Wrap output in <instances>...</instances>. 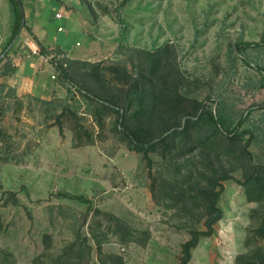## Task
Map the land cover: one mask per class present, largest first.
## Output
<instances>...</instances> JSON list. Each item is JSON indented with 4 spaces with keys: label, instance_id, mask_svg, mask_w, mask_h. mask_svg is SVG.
<instances>
[{
    "label": "rangeland",
    "instance_id": "374dc122",
    "mask_svg": "<svg viewBox=\"0 0 264 264\" xmlns=\"http://www.w3.org/2000/svg\"><path fill=\"white\" fill-rule=\"evenodd\" d=\"M25 4L31 23L45 4L63 15L47 24L63 69L23 75L19 48L0 64V264H180L218 192L189 264H264V0ZM12 25L0 0V55ZM187 123L151 165L131 148Z\"/></svg>",
    "mask_w": 264,
    "mask_h": 264
},
{
    "label": "trees",
    "instance_id": "16d2710c",
    "mask_svg": "<svg viewBox=\"0 0 264 264\" xmlns=\"http://www.w3.org/2000/svg\"><path fill=\"white\" fill-rule=\"evenodd\" d=\"M21 3L24 6V9L26 8V4H25V0H21ZM10 8H11V12L13 15V32H12V36L9 40V42L7 43V45L5 46V48L3 49L1 55H0V64L2 63V61L5 59V57L16 47V45L18 44L20 37L23 33V31L26 29L28 30V32L35 38L36 36L34 35L33 31L31 30L30 27H28L27 24V20L26 23L24 24V27L22 28V11L20 9L19 3L17 0H10ZM253 43H246L245 46L249 47V46H253ZM42 53H45V49L42 48L41 49ZM160 52L163 53V50H160ZM90 64V63H89ZM90 66L92 67H96L95 64H90ZM58 69H63V67L61 66H57ZM119 70V69H117ZM80 90H83V88L79 87ZM86 93V92H85ZM146 96V95H145ZM123 112V110H121ZM205 112H203V114H201L198 117V122H202L205 121L207 122L208 125L210 126H217L220 122L219 119L217 118V116L211 111V110H204ZM121 112V113H122ZM125 113L121 114L122 120H121V124L124 123V118H125ZM170 130L167 129V132ZM192 133V129H191V125H189L188 123L181 128L180 130H175L172 132H168V135L163 134L162 137L159 140H154L153 138L150 141H146L143 140L142 138L138 137L137 134H133L132 133V138H131V148L134 151H137L139 153H143L145 156V159L149 162V165H151V158L149 157V154L151 152L157 151V149H159V147H162L164 149V151H166L165 149H169V143L171 140H176L178 137H180L181 139L186 138L187 136L190 137ZM228 133H232L233 134V139H237L240 138V136L242 137L244 134L249 133V132H244L241 135H235L236 132H229ZM251 141V138L248 140L247 145H249ZM74 199L82 201V202H86V203H90V201L85 198L84 196H73ZM219 198V192L215 194L214 197H212L211 199H209V207H208V220L206 222V231H198L195 230L192 232L191 238L186 241L183 245H182V257L180 259V264H189L191 259H192V251L199 245L200 239L201 237L205 236V237H209L212 236L215 232L214 229V225L220 221L223 217L222 211L221 209L218 207L217 205V201ZM91 208V205L89 204V209ZM262 233L264 234V223L263 226L261 228ZM37 261V260H36ZM42 264H61L59 263V261H51V262H42Z\"/></svg>",
    "mask_w": 264,
    "mask_h": 264
},
{
    "label": "crops",
    "instance_id": "0c3cea01",
    "mask_svg": "<svg viewBox=\"0 0 264 264\" xmlns=\"http://www.w3.org/2000/svg\"><path fill=\"white\" fill-rule=\"evenodd\" d=\"M28 11H27V13H28ZM56 13H58V11H56L54 13V10L49 8L48 5L45 4L43 6V8H39L38 10L36 8L35 11L30 13L32 16V19H33L32 23L30 22V17L28 16L29 14H27L26 20H27L28 27L31 28V30L33 31V33L37 39H35L33 37H28V30L26 31V29H25L23 31L24 39L22 41L20 40L21 42H19L16 45V47L14 48V51L12 52L13 53L12 55H16V52H17L16 49L19 48V51L27 54V56L23 57L24 58L23 61H25L24 68L18 69V72L19 71L23 72V75H26V73H28V71H32V73L34 75L35 74L37 75V73L39 72V70H38L39 68H40L41 73H47V71H49L51 69V67H53L51 65V62H47V61H44L42 59L41 56H43V54H46L47 50L45 53H42L40 50V47H41V49L42 48L52 49L54 47V45L58 46L54 42L49 41L50 34L47 31V24L49 22H51L52 20H56L55 19ZM59 26H62V25H59ZM58 27H57V31H58ZM26 45L28 46V48L25 47ZM30 49H31V52L29 51ZM62 49L64 50V48H62ZM33 55H37V58L35 59V57H33ZM18 56H20V55H18ZM20 61H21V63H24V62H22V59L19 61H18V59H16L15 60L16 65H21ZM38 75H39V77H41V74L38 73ZM42 76H43V74H42Z\"/></svg>",
    "mask_w": 264,
    "mask_h": 264
},
{
    "label": "built area",
    "instance_id": "2783aa9c",
    "mask_svg": "<svg viewBox=\"0 0 264 264\" xmlns=\"http://www.w3.org/2000/svg\"><path fill=\"white\" fill-rule=\"evenodd\" d=\"M55 19L56 20H62L63 19V15L60 12H58V13L55 14ZM64 30L65 29H64L63 25L58 27V32H63ZM79 46H80V43H77V47H79ZM61 56H63V55H58L52 49H50L49 53L43 54V56H41V57H42V59L44 61H47V62H52L53 61L55 66H56V68H57V66H59L57 61L60 59ZM55 72L56 73H54L51 76V78L53 80H56L57 79V75H59L61 73V71L59 69H56ZM69 87H70V91L75 93V94H78L79 92L85 93V91L80 90V88L76 84H70Z\"/></svg>",
    "mask_w": 264,
    "mask_h": 264
},
{
    "label": "water",
    "instance_id": "95a60500",
    "mask_svg": "<svg viewBox=\"0 0 264 264\" xmlns=\"http://www.w3.org/2000/svg\"><path fill=\"white\" fill-rule=\"evenodd\" d=\"M18 3H19V6H20V9L22 11V28L24 27V24L26 23V13H25V9H24V6L23 4L21 3V0H17Z\"/></svg>",
    "mask_w": 264,
    "mask_h": 264
}]
</instances>
